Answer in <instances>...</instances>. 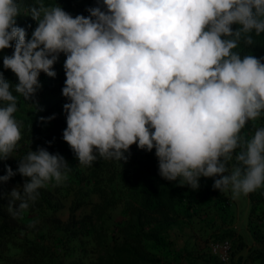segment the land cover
<instances>
[{"label":"trees","instance_id":"16d2710c","mask_svg":"<svg viewBox=\"0 0 264 264\" xmlns=\"http://www.w3.org/2000/svg\"><path fill=\"white\" fill-rule=\"evenodd\" d=\"M97 1L88 34L44 44L63 39L44 14ZM263 97L264 0H0V264H224L163 233L218 204L224 175L252 242L214 237L246 248L227 264H264Z\"/></svg>","mask_w":264,"mask_h":264},{"label":"rangeland","instance_id":"374dc122","mask_svg":"<svg viewBox=\"0 0 264 264\" xmlns=\"http://www.w3.org/2000/svg\"><path fill=\"white\" fill-rule=\"evenodd\" d=\"M81 9L70 8L63 10L62 15L54 14L51 15L48 10H45L43 15V21L40 22V26H47L49 24L58 25L61 34H63V39L60 43L56 41L47 39L44 44L48 46L49 49H53L54 53L62 51L65 46L69 43V40H74L75 32H80L83 34H88L91 29H89L94 24H100L98 21V16L102 14V9L106 8V5L103 7L100 6L99 1L91 3H83ZM63 16V17H59ZM102 17V15H101ZM35 27L33 28L34 32ZM65 61V59H63ZM264 100V97L262 98ZM209 98L206 99L208 101ZM212 104V103H209ZM223 106V104H219ZM212 108V113H214ZM200 152H192L190 155V167H194L195 164H199ZM55 180L59 181L60 178L55 176ZM222 182L224 183L223 188L218 192L220 195L219 203L216 205H211L208 208L203 209V212H195L191 214L190 219H182L176 223L170 224L163 231L166 238L169 239L170 244L173 248L183 247L185 250L196 249L198 250L201 256L210 255L217 260L227 264L230 257L235 258L237 255H244L246 253V248L242 247L236 249L231 239L215 238V235H218L224 230H233L236 235H239L243 242L246 243V246L251 244V239L246 227V212H247V201L244 196H242L240 190L234 186L233 180L230 175H224L221 177ZM231 181V183H230ZM20 188L21 186H17ZM15 188V186H13ZM199 190L195 189L193 192L196 193ZM192 192V194H193ZM57 200L61 203L60 210L56 213L62 222L66 220L68 213V206L75 196L73 189H64L62 192L55 194ZM97 200L95 194L90 195V201L94 202ZM89 206L81 207L76 213L78 216L87 213ZM48 216L46 214L35 213L32 215L30 222L33 223L32 227L36 233H42L46 231V228L49 227L46 219ZM40 237V236H39ZM48 238V236H47ZM226 239L229 243V247L226 250L227 259L225 261L220 260L219 256L221 254L220 248L213 250V246L218 245L222 240ZM49 242L50 239L48 238ZM51 247L53 245L51 244ZM54 250V249H53ZM88 253H95L94 251L87 249ZM19 256V255H18ZM63 258V261L66 260V253L63 249L58 251V254L55 256ZM62 260V259H61Z\"/></svg>","mask_w":264,"mask_h":264},{"label":"built area","instance_id":"2783aa9c","mask_svg":"<svg viewBox=\"0 0 264 264\" xmlns=\"http://www.w3.org/2000/svg\"><path fill=\"white\" fill-rule=\"evenodd\" d=\"M217 247L221 250L220 260L225 261L227 259L226 250L229 247L228 241L226 239L222 240L218 245L213 246V250L215 251Z\"/></svg>","mask_w":264,"mask_h":264}]
</instances>
